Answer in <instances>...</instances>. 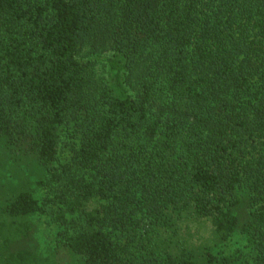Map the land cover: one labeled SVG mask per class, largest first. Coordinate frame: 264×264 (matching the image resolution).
I'll return each instance as SVG.
<instances>
[{"label": "trees", "instance_id": "trees-1", "mask_svg": "<svg viewBox=\"0 0 264 264\" xmlns=\"http://www.w3.org/2000/svg\"><path fill=\"white\" fill-rule=\"evenodd\" d=\"M0 137L45 172L0 264L57 263L34 215L78 264H264V0H0Z\"/></svg>", "mask_w": 264, "mask_h": 264}, {"label": "rangeland", "instance_id": "rangeland-1", "mask_svg": "<svg viewBox=\"0 0 264 264\" xmlns=\"http://www.w3.org/2000/svg\"><path fill=\"white\" fill-rule=\"evenodd\" d=\"M109 53L97 55L92 52L91 46H86L80 54V58L85 61H92L95 77L99 82L108 81V66L104 60ZM44 170L32 158L19 156L10 152L2 137H0V223L9 226L11 221L1 215L2 209L13 199L20 191L28 190L38 200H42L44 191L38 185V182L44 177ZM30 222L34 227L31 239L19 243L18 249H27L43 258L55 254L56 264H78L70 261L68 250L59 242L58 233L60 227L56 224H48L45 217L34 215L30 217ZM193 231L199 232L195 237V242H203L204 238L210 236V230L205 228H193ZM245 239L240 234H235L225 249L228 253H236L245 247ZM54 261V262H55Z\"/></svg>", "mask_w": 264, "mask_h": 264}]
</instances>
